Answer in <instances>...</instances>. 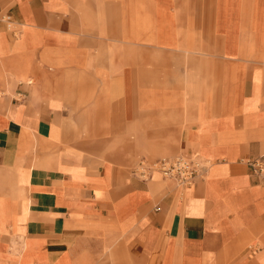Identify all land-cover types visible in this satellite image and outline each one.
<instances>
[{"label":"crops","instance_id":"obj_1","mask_svg":"<svg viewBox=\"0 0 264 264\" xmlns=\"http://www.w3.org/2000/svg\"><path fill=\"white\" fill-rule=\"evenodd\" d=\"M263 154L264 0H0V264H264Z\"/></svg>","mask_w":264,"mask_h":264},{"label":"built area","instance_id":"obj_2","mask_svg":"<svg viewBox=\"0 0 264 264\" xmlns=\"http://www.w3.org/2000/svg\"><path fill=\"white\" fill-rule=\"evenodd\" d=\"M246 164L252 172L264 179V154L246 159ZM210 161L199 156L189 157L186 155H176L173 157H160L153 161L139 159L132 168V173L141 179H149L151 173L158 172L164 178L175 181L176 185L186 188L192 185L197 177H202Z\"/></svg>","mask_w":264,"mask_h":264},{"label":"rangeland","instance_id":"obj_3","mask_svg":"<svg viewBox=\"0 0 264 264\" xmlns=\"http://www.w3.org/2000/svg\"><path fill=\"white\" fill-rule=\"evenodd\" d=\"M161 156H163V157H173V155H161ZM150 158H155V156H151Z\"/></svg>","mask_w":264,"mask_h":264}]
</instances>
